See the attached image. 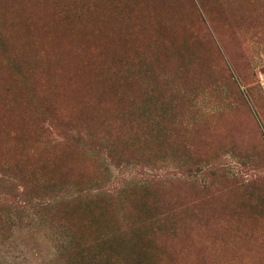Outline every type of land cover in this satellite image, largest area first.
Instances as JSON below:
<instances>
[{"label": "rangeland", "instance_id": "1", "mask_svg": "<svg viewBox=\"0 0 264 264\" xmlns=\"http://www.w3.org/2000/svg\"><path fill=\"white\" fill-rule=\"evenodd\" d=\"M0 264H264V0H0Z\"/></svg>", "mask_w": 264, "mask_h": 264}]
</instances>
